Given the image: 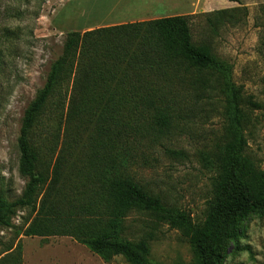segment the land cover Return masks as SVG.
Instances as JSON below:
<instances>
[{"label":"trees","instance_id":"obj_1","mask_svg":"<svg viewBox=\"0 0 264 264\" xmlns=\"http://www.w3.org/2000/svg\"><path fill=\"white\" fill-rule=\"evenodd\" d=\"M191 19L178 16L68 34L63 55L25 113L18 152L27 185L17 201L0 200V229L15 228L18 212L27 210L35 218L20 237L72 238L105 262L123 256L130 264H151L148 242L122 238L123 222L137 207L182 232L195 253L193 264H222L237 225L251 214L264 213V170L247 155L242 90L208 47L194 45ZM208 74L216 77L218 87L203 78ZM214 88L227 97V137L210 159L203 158L214 174L213 193L204 222L196 224L190 215L146 192L137 168L173 135L174 120H183L193 97ZM47 108L53 118L66 115L68 123L75 119L86 127L95 122L97 139L86 163L95 170L94 177L85 167L76 171L64 197L57 174L50 178L38 171L39 151L50 141L36 129ZM78 131L73 141L65 134L69 148L80 145ZM163 150L170 157H186L183 151ZM5 254L0 264H23L21 244L8 247Z\"/></svg>","mask_w":264,"mask_h":264},{"label":"rangeland","instance_id":"obj_2","mask_svg":"<svg viewBox=\"0 0 264 264\" xmlns=\"http://www.w3.org/2000/svg\"><path fill=\"white\" fill-rule=\"evenodd\" d=\"M109 2L111 6L114 3L0 0V200L15 202L26 188L27 180L19 172L18 152L24 116L45 86L52 65L63 55L68 34L139 22L120 11L106 12ZM118 4L142 11L151 6L156 14L141 22L192 17L194 45L208 47L242 90V108L248 119L247 155L264 170V0H152L151 4L135 0ZM210 75L203 78L218 87L216 77ZM220 83L223 85L224 80ZM226 100L219 88L194 96L187 106L190 110L182 114L183 120H174L173 135L154 147L148 163L137 168V179L146 192L160 198L168 208L190 215L196 224L204 222L212 199L214 174L203 158L210 159L226 141ZM42 122L36 132L42 130L50 142L39 151L38 171L50 178L57 174L64 197L70 193L67 188L76 171L85 167V173L94 177L95 170L86 163L97 139L95 122L86 127L75 119L68 123L63 113L53 118L49 108ZM78 130L80 145L69 148L64 136L69 134V141H73ZM163 147L183 151L186 157L167 156ZM34 218L33 213L22 210L13 221L15 228L0 229V259L8 247L16 249L21 244L23 264H130L123 256L105 262L72 238L20 237ZM123 228V239L135 244L148 242L151 264L195 262L189 240L153 212L135 207ZM222 264H264V213L251 214L237 225L236 238L226 246Z\"/></svg>","mask_w":264,"mask_h":264},{"label":"crops","instance_id":"obj_3","mask_svg":"<svg viewBox=\"0 0 264 264\" xmlns=\"http://www.w3.org/2000/svg\"><path fill=\"white\" fill-rule=\"evenodd\" d=\"M107 1V0H106ZM111 1H114V3L112 4V7L110 5V2L107 3V5L109 6V8L106 10V12L108 11L109 13L112 14V11H120L122 12V14L124 16H128L130 18H136L137 20H139V22H141V20L143 19H148L150 16L156 14V12L154 10L151 9V6L148 4V9L147 10H140L139 8L137 7H131V6H121L119 5L118 3L122 4L123 5V1H130V2H133L135 0H111ZM150 4L152 2V0H147ZM133 6V5H132ZM150 8V9H149ZM116 9H119V10H116ZM123 9V10H122ZM128 19V18H127ZM128 20H131V19H128ZM133 22L132 23H139L137 22L136 20H132ZM144 22V21H143ZM131 23V24H132Z\"/></svg>","mask_w":264,"mask_h":264}]
</instances>
